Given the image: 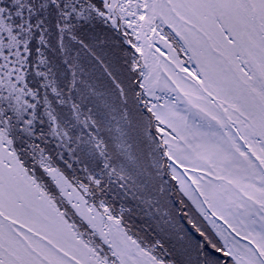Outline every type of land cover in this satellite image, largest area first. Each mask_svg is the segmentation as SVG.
<instances>
[{
  "label": "snow or ice",
  "instance_id": "6c2138e0",
  "mask_svg": "<svg viewBox=\"0 0 264 264\" xmlns=\"http://www.w3.org/2000/svg\"><path fill=\"white\" fill-rule=\"evenodd\" d=\"M0 264H264V0H0Z\"/></svg>",
  "mask_w": 264,
  "mask_h": 264
}]
</instances>
